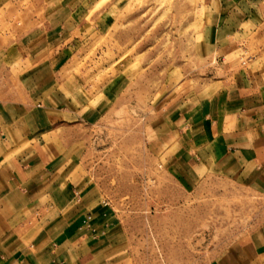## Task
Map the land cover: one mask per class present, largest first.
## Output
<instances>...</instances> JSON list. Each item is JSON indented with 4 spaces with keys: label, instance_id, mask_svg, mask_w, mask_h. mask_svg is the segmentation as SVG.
<instances>
[{
    "label": "crops",
    "instance_id": "1",
    "mask_svg": "<svg viewBox=\"0 0 264 264\" xmlns=\"http://www.w3.org/2000/svg\"><path fill=\"white\" fill-rule=\"evenodd\" d=\"M77 1L0 0V264H134L129 231L87 163L114 101L92 100L71 65L112 25ZM206 8L203 43L219 66L155 107L160 154L189 187L217 177L264 198V0ZM213 264H264V224Z\"/></svg>",
    "mask_w": 264,
    "mask_h": 264
},
{
    "label": "rangeland",
    "instance_id": "2",
    "mask_svg": "<svg viewBox=\"0 0 264 264\" xmlns=\"http://www.w3.org/2000/svg\"><path fill=\"white\" fill-rule=\"evenodd\" d=\"M79 1L94 6L89 19L112 25L71 65L92 100L114 101L92 131L87 163L129 231L133 263L213 264L264 224V198L217 177L187 186L165 168L166 142L157 143L153 124L160 102L167 107L172 94L216 73V46L203 43L208 0ZM112 82L125 92H105Z\"/></svg>",
    "mask_w": 264,
    "mask_h": 264
}]
</instances>
